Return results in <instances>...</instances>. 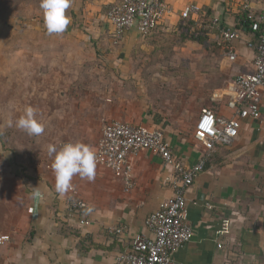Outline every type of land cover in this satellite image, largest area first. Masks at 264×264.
<instances>
[{"label": "crops", "instance_id": "0c3cea01", "mask_svg": "<svg viewBox=\"0 0 264 264\" xmlns=\"http://www.w3.org/2000/svg\"><path fill=\"white\" fill-rule=\"evenodd\" d=\"M116 1L86 2L87 13L92 15ZM239 1L264 14V0ZM166 2L173 10L169 26H164L169 31L177 29L181 12L190 5L209 9L222 24L236 26L238 10L228 9L226 0ZM196 19V26L201 25ZM103 28H91L96 45L88 55L89 59L96 56L100 69L106 71L99 76L103 83L98 91H85L82 101L73 102L75 110L70 112V120L60 126L63 142H80L93 149L104 127L122 121L162 130L172 150V162L165 163L149 151L131 155L133 188L129 193L124 192L123 174L103 166L96 165L91 181L74 176L71 185L89 207L90 224L83 226L79 217L68 212V191L60 194L55 190L53 159L43 157L47 165L39 168V189L32 191L23 219L0 225V235L10 236V241L0 246V264H114L116 255L135 236L151 237L145 220L173 195L177 166L192 167L203 157L204 149L185 130L187 103L178 111L172 106L163 110L145 87L146 75L141 67L148 65L144 54L153 48L134 30L115 42ZM210 36L218 39L221 52L236 56L229 62L220 54V65L228 77L225 84L238 74L252 72L255 52L247 47V35L239 34L230 43H224L218 32ZM202 110L197 107L188 113L193 123ZM215 113L230 115L220 104ZM186 202L185 216L193 228V238L173 254L176 262L264 264V105L259 120L242 122L232 145L218 147L211 154L187 191ZM122 225L127 226L123 233L110 232L112 227Z\"/></svg>", "mask_w": 264, "mask_h": 264}, {"label": "rangeland", "instance_id": "374dc122", "mask_svg": "<svg viewBox=\"0 0 264 264\" xmlns=\"http://www.w3.org/2000/svg\"><path fill=\"white\" fill-rule=\"evenodd\" d=\"M90 1L72 0L66 13L71 23L62 34L49 35L40 0H0L1 226L23 219L32 191L39 189V168L47 165L42 159H53L48 147L54 145L59 151L66 143L60 126L70 120L73 102L82 101L85 91H98L103 83L99 76L106 71L100 69L96 56L89 59L88 55L96 45L92 30L104 27L96 14L104 15L107 7L93 13L94 17L86 10L85 3ZM201 29L202 25L196 26L195 34ZM182 38L181 30L171 33L165 49L144 54L145 87L163 110L172 106L178 111L185 103L188 113L197 107L214 110L210 95L225 86L228 78L218 65V47ZM28 107L44 125L39 136H29L14 123L9 127V120L14 122ZM188 113L185 130L192 138L193 117ZM22 172L36 181L23 179Z\"/></svg>", "mask_w": 264, "mask_h": 264}, {"label": "built area", "instance_id": "2783aa9c", "mask_svg": "<svg viewBox=\"0 0 264 264\" xmlns=\"http://www.w3.org/2000/svg\"><path fill=\"white\" fill-rule=\"evenodd\" d=\"M226 5L228 9L234 7L236 11L250 9L249 3H240L239 0H226ZM201 14L202 10L198 6H186L180 14V20L197 18L199 24L206 23L211 32H218L224 43L239 38L235 28L222 24L220 18H203ZM172 15L173 10L166 0H118L107 6L100 20L104 30L117 42L131 30L144 37L157 26H169ZM253 29L257 30L258 25L254 24ZM247 47L255 52L252 72L236 75L223 88L210 95V101L220 104L230 115L221 116L211 109L200 112L193 123L192 138L204 149L203 157L192 167L177 166V177L172 183L173 195L145 220L151 237L135 236L131 244L116 255L114 264H179L173 254L184 249L193 238V228L185 216L187 191L195 177L204 170L215 147H229L239 136L243 121L259 120L261 117L264 105V34L257 46L247 42ZM225 57L229 62L236 60L233 53L226 52ZM64 144L60 145L61 148ZM92 150L96 155V165L123 174L125 193L133 188L129 161L131 155L149 151L165 163L172 162V150L162 130L122 121H113L104 127ZM68 194L69 214L79 217L81 225L88 226V205L79 197L75 187L71 186ZM126 230L127 226L122 225L112 227L110 232L119 235ZM9 241L10 236L0 235V246Z\"/></svg>", "mask_w": 264, "mask_h": 264}, {"label": "clouds", "instance_id": "9594fccd", "mask_svg": "<svg viewBox=\"0 0 264 264\" xmlns=\"http://www.w3.org/2000/svg\"><path fill=\"white\" fill-rule=\"evenodd\" d=\"M72 0H40L39 7L42 10L43 25L47 34H62L71 23L67 10L71 7ZM24 131L29 136H39L44 132V125L36 118V112L32 107L25 109L14 122L9 120V127L13 126ZM52 155V170L55 176V190L64 194L71 188L74 176L89 181L94 179L96 168V155L90 146L77 142L65 143L57 151L54 145L48 147Z\"/></svg>", "mask_w": 264, "mask_h": 264}, {"label": "trees", "instance_id": "16d2710c", "mask_svg": "<svg viewBox=\"0 0 264 264\" xmlns=\"http://www.w3.org/2000/svg\"><path fill=\"white\" fill-rule=\"evenodd\" d=\"M258 1V0H257ZM263 1V0H262ZM211 16V12L209 9H204L202 10V14L201 17L203 18H207ZM263 12L262 11H254L251 9H240L238 11V14H236V19H235V30L239 33V34H244L247 35L250 39L249 42L252 43L254 46H257L260 43L261 37L264 34V20H263ZM257 24L258 25V29L254 30L253 29V25ZM202 28L199 30L196 34L194 32V30L196 29V22L194 20H192V18H187L185 20H182L178 25H177V29L175 30V32H171L169 30H167L166 28L162 27V26H157L155 28H153L148 35L144 36L143 38H145V42L153 48L152 52L154 51V53H158V51H162L164 48V43H167L166 40L167 38L170 36L171 33H176L177 31L181 30L182 31V35H183V40L185 41H189V42H193V43H197L199 45H204V44H209L210 45H216L218 48L215 50L218 54V65L221 61V50L219 48V46L217 45L218 43V39L212 38L211 35V31H210V27L204 23L202 24ZM185 33V34H183ZM190 33V34H189ZM110 38V36H109ZM157 49V50H156ZM213 108L215 111V107H217L216 103H213ZM0 140H1V136H0ZM224 148L221 146H216V148ZM23 174V179H29L33 182H35L36 180H32L28 177L25 176V174L22 172Z\"/></svg>", "mask_w": 264, "mask_h": 264}]
</instances>
